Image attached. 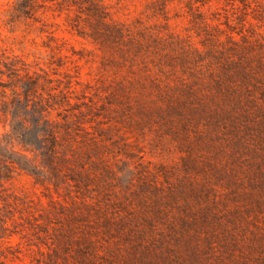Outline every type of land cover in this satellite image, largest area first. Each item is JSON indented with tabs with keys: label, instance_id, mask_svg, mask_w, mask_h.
Masks as SVG:
<instances>
[{
	"label": "rangeland",
	"instance_id": "rangeland-1",
	"mask_svg": "<svg viewBox=\"0 0 264 264\" xmlns=\"http://www.w3.org/2000/svg\"><path fill=\"white\" fill-rule=\"evenodd\" d=\"M0 140V264H264V0H0Z\"/></svg>",
	"mask_w": 264,
	"mask_h": 264
},
{
	"label": "trees",
	"instance_id": "trees-1",
	"mask_svg": "<svg viewBox=\"0 0 264 264\" xmlns=\"http://www.w3.org/2000/svg\"><path fill=\"white\" fill-rule=\"evenodd\" d=\"M30 82H31L30 87L35 88V87H38L40 81L38 78H34ZM35 109H36V113L33 116H34V118L39 117V118H37V125H38V124H40V121L38 120V119H40V104H36ZM19 123H21L22 126H24L23 120H19ZM0 143H1V140H0ZM12 163H14L13 165L18 164L19 168H22V169H24L25 168L24 166H26V165H23V163L16 161V159H12Z\"/></svg>",
	"mask_w": 264,
	"mask_h": 264
}]
</instances>
